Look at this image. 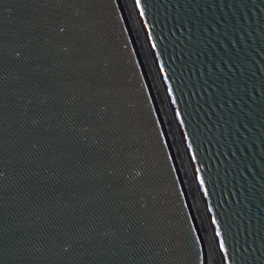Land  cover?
<instances>
[{"label": "water", "instance_id": "obj_1", "mask_svg": "<svg viewBox=\"0 0 264 264\" xmlns=\"http://www.w3.org/2000/svg\"><path fill=\"white\" fill-rule=\"evenodd\" d=\"M221 264H264V0H132ZM0 264H208L119 0H0Z\"/></svg>", "mask_w": 264, "mask_h": 264}, {"label": "bare ground", "instance_id": "obj_2", "mask_svg": "<svg viewBox=\"0 0 264 264\" xmlns=\"http://www.w3.org/2000/svg\"><path fill=\"white\" fill-rule=\"evenodd\" d=\"M122 4V7L126 13V17L128 19V23L131 27L132 34L134 40L137 44L138 51L140 53L141 58L143 59L144 66L146 68L152 90L154 96L158 101V105L162 114V118L164 119L165 127L168 131L172 147L175 152L176 159L179 164V169L182 174V179L184 181V185L187 190V194L190 200L191 207L195 213V217L198 221L200 231L203 234L204 242L206 245L207 256H208V264H221L217 251L215 250V243L212 238L211 229L208 223L207 216L204 211L203 204L201 202L197 187L194 182V178L191 174L190 167L186 156L184 154V150L182 148V144L180 141V137L176 130V126L174 123V119L169 111L168 104L165 98V95L162 91L159 75L156 71V68L153 65L149 49L147 46V42L145 40V36L142 30V27L139 23L138 16L136 14L134 5L132 0H119Z\"/></svg>", "mask_w": 264, "mask_h": 264}]
</instances>
